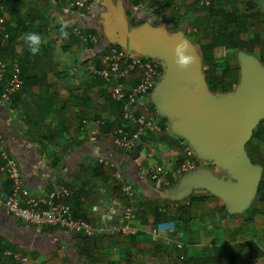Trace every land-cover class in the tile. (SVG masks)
<instances>
[{"label": "crops", "instance_id": "1", "mask_svg": "<svg viewBox=\"0 0 264 264\" xmlns=\"http://www.w3.org/2000/svg\"><path fill=\"white\" fill-rule=\"evenodd\" d=\"M201 1L169 0L157 10L151 0H91V10L86 11L71 8L72 0H0L4 19L0 60L17 63L25 77L12 104L0 95L4 145L33 192L41 194L64 184L72 192L74 215L104 230L86 236L46 225L38 232L36 226L0 211L2 250L21 253L27 264H264L261 192L257 189L241 209L203 183L185 195L187 178L176 172L182 155L174 134L151 133L132 153L118 152L112 147L114 128L133 125L123 120L121 105L111 97L113 84L92 72L105 65L108 47L130 48L126 28L136 37L164 30L190 45L211 98L235 93L246 56L264 68V0H207L208 5ZM80 25L96 33L100 42H82L74 33ZM28 33L40 37L35 55L23 39ZM129 50L145 56L144 49ZM140 75L139 69L133 70L124 79L126 87H134ZM166 76L161 65L159 84ZM8 79L9 69L0 94ZM159 95L156 89L149 97L154 111L162 125L173 126V119L158 105ZM100 119L104 126L98 125ZM253 144L262 147L251 151L260 160L255 164L261 166V185L264 142L253 139ZM149 150L152 158L147 156ZM196 156L198 170L237 183L226 165L198 152ZM153 162L170 170V186L150 179ZM3 164L0 157V185L9 192ZM127 183L134 186L130 199L122 191ZM125 206H132L137 215L131 222L137 229L133 235L110 229ZM162 206L164 211L159 210ZM0 264L19 263L0 252Z\"/></svg>", "mask_w": 264, "mask_h": 264}, {"label": "built area", "instance_id": "2", "mask_svg": "<svg viewBox=\"0 0 264 264\" xmlns=\"http://www.w3.org/2000/svg\"><path fill=\"white\" fill-rule=\"evenodd\" d=\"M154 9H160L169 0H151ZM202 3L209 4V1L202 0ZM92 7L91 0H72L71 8L76 10L90 11ZM4 19L0 18V26L3 27ZM74 33L82 42L97 45L100 37L84 26H75ZM102 67L92 68V72L104 78L113 84L111 97L114 101L122 104L123 120L132 123V127L119 125L113 130L112 147L122 154H130L141 144L144 137L148 134H174L178 138L182 159L176 170L180 176L187 175L198 169L197 156L192 143L188 138L177 135L169 124L162 125L159 117L154 111L153 104L149 97L156 89L159 83V73L161 64L158 60L147 56H137L128 48L120 46H110L106 49ZM9 67V68H8ZM9 69V79L1 91V100L12 104L15 101L16 94L23 86L21 70L17 63H7L0 60V83L4 73ZM135 69L141 72L139 82L128 89L124 79ZM99 126L106 124L104 119L98 120ZM5 139L0 132V157L3 161L2 169L6 172L10 182V190L7 192L0 185V211L13 216L20 223L27 226H36L38 232L43 226H56L64 230L76 233H83L86 236H92L96 232H103L102 228H97L92 221L76 217L72 211L70 198L71 190L64 184H57L51 190L44 193H36L31 190L26 183L25 176L21 171L17 159L10 155L5 147ZM149 158L154 156L152 150L147 153ZM101 161H103L101 159ZM170 170L163 168L156 163L149 164V176L152 181H162L164 185L170 186ZM122 179L120 174L116 176ZM122 191L129 199L134 196V186L131 183L124 184ZM189 200L188 198H184ZM173 206L178 202H173ZM165 207V206H164ZM164 207L159 210L164 211ZM137 215L132 206H125L121 210V217L118 222L111 226V231L133 235L137 229L132 226V221ZM156 233L157 231L154 230ZM3 256L11 257L19 264H27L28 258L21 253L10 250H2Z\"/></svg>", "mask_w": 264, "mask_h": 264}, {"label": "water", "instance_id": "3", "mask_svg": "<svg viewBox=\"0 0 264 264\" xmlns=\"http://www.w3.org/2000/svg\"><path fill=\"white\" fill-rule=\"evenodd\" d=\"M124 38L129 40V49H144L143 55L158 60L166 69L167 76L156 89L161 111L174 121L172 130L188 138L195 152L226 165L238 179L237 183L223 181L197 169L185 175V195L192 186L203 183L237 208H244L258 189L262 171L251 161L246 144L257 120L264 118V68L246 56L239 89L213 99L203 88L202 66L193 53L195 61L189 66L182 68L176 63V43H187L181 36L153 30L136 37L126 28Z\"/></svg>", "mask_w": 264, "mask_h": 264}, {"label": "clouds", "instance_id": "4", "mask_svg": "<svg viewBox=\"0 0 264 264\" xmlns=\"http://www.w3.org/2000/svg\"><path fill=\"white\" fill-rule=\"evenodd\" d=\"M23 39L27 43L28 51L31 54L35 55L39 52L40 37L38 34L28 33L24 35ZM175 53L177 57L176 63L182 68L189 66L195 61V57L189 51L188 44L183 40H180L178 43H176Z\"/></svg>", "mask_w": 264, "mask_h": 264}, {"label": "trees", "instance_id": "5", "mask_svg": "<svg viewBox=\"0 0 264 264\" xmlns=\"http://www.w3.org/2000/svg\"><path fill=\"white\" fill-rule=\"evenodd\" d=\"M1 27V26H0ZM20 67V66H19ZM20 70H21V68H20ZM233 77H235L234 78V82H237V78H236V75L234 74V76ZM21 78L22 79H25V77H24V73H23V71L21 72ZM25 80H23V82H24ZM25 83V82H24ZM24 83H23V85H24ZM22 88H23V86H22ZM21 90V89H20ZM19 90V91H20ZM18 91V92H19ZM18 94V93H17ZM16 94V95H17ZM15 99H16V97H15ZM120 105H121V107H122V104L121 103H119ZM264 121V120H263ZM263 121H261L259 124H258V126H254V128L252 129V132H251V135H250V138H249V140H248V142H247V144H246V151H247V153H248V155H249V157H250V159H251V161L253 162V163H258V162H260V160H256V158H255V156H251V151L252 152H254V153H256V152H258V151H260L261 149L260 148H262V147H260V144H257V145H254L253 144V139H256L259 143H261V142H264V126L263 127H261V124H262V122ZM262 160L264 161V159L262 158ZM262 163H264V162H262ZM264 190V183L263 184H261V185H259V188H258V191L259 192H261V199H264V194H262V192H264L263 191Z\"/></svg>", "mask_w": 264, "mask_h": 264}, {"label": "rangeland", "instance_id": "6", "mask_svg": "<svg viewBox=\"0 0 264 264\" xmlns=\"http://www.w3.org/2000/svg\"><path fill=\"white\" fill-rule=\"evenodd\" d=\"M262 119H263V118H262V117H260V119H258V120H257V123H258V122H260V120H262Z\"/></svg>", "mask_w": 264, "mask_h": 264}]
</instances>
